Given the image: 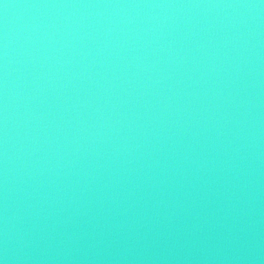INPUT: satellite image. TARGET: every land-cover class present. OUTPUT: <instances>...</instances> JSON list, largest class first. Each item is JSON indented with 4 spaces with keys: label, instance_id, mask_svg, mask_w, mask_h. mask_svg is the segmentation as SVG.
<instances>
[{
    "label": "water",
    "instance_id": "95a60500",
    "mask_svg": "<svg viewBox=\"0 0 264 264\" xmlns=\"http://www.w3.org/2000/svg\"><path fill=\"white\" fill-rule=\"evenodd\" d=\"M0 264H264V0H0Z\"/></svg>",
    "mask_w": 264,
    "mask_h": 264
}]
</instances>
